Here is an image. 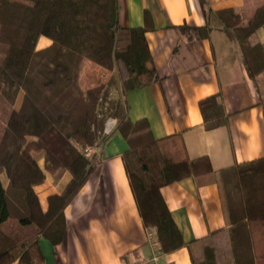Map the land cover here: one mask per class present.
<instances>
[{"label":"trees","instance_id":"1","mask_svg":"<svg viewBox=\"0 0 264 264\" xmlns=\"http://www.w3.org/2000/svg\"><path fill=\"white\" fill-rule=\"evenodd\" d=\"M198 0L204 25L174 26L187 39L208 36L213 20L240 47L241 60L264 111V3L247 24L227 27ZM145 26L123 27L119 0H0V264H43L38 240L58 243L63 216L93 165L82 149L106 141L104 125L127 120L126 94L159 80ZM50 40L35 47L36 40ZM14 47L29 53L20 81L6 69ZM90 61L115 75L83 88L81 69ZM118 83L120 96H109ZM206 128L225 123L215 94L198 102ZM122 160L143 225L154 230L157 249L186 247L191 264H264V156L213 171L207 157L190 159L182 135L154 137L149 128L129 134ZM42 160V166L39 161ZM68 179L41 209L34 186L45 173ZM2 175L6 182L2 181ZM186 177L217 184L227 227L184 241L161 188Z\"/></svg>","mask_w":264,"mask_h":264},{"label":"crops","instance_id":"2","mask_svg":"<svg viewBox=\"0 0 264 264\" xmlns=\"http://www.w3.org/2000/svg\"><path fill=\"white\" fill-rule=\"evenodd\" d=\"M262 3L210 0L208 6L225 26L236 27L247 24ZM119 22L123 27H147L159 80L126 94L123 127L117 128L114 118L106 120V141L90 157L95 160L93 170L63 210L62 239L55 244L44 237L38 240L43 264H191L186 247L161 253L155 235L148 238L122 160L126 138L135 131L149 128L156 138L179 132L188 157H207L213 171L264 156V111L238 43L213 20L208 36L201 39H187L174 28L206 23L198 0H119ZM257 35L264 42V24ZM38 39L42 47L50 43ZM88 67L81 71L83 88L115 75L113 70ZM117 86L111 90L113 97ZM212 94L223 104L226 122L206 128L198 102ZM38 163L43 165L42 160ZM67 179L66 171L57 179L45 173L34 186L43 211L48 196L59 193ZM161 194L184 241L228 225L213 181L198 186L186 177L162 187Z\"/></svg>","mask_w":264,"mask_h":264},{"label":"rangeland","instance_id":"3","mask_svg":"<svg viewBox=\"0 0 264 264\" xmlns=\"http://www.w3.org/2000/svg\"><path fill=\"white\" fill-rule=\"evenodd\" d=\"M43 38V37H41ZM45 38V37H44ZM39 40V39H38ZM36 40V44L35 47H41L42 44L40 43V41ZM29 53L26 50H20L17 47H14L11 51H9L8 55L6 56V60L4 62L6 69L13 75V77L15 78L16 81H20L21 77L23 75V72L26 68V63H27V59H28ZM88 65H91L94 68H102L98 65H95L94 63L90 62V61H84L83 65H82V69L81 71H86V69H88ZM104 69V68H103ZM111 77V76H110ZM109 77V78H110ZM108 78V79H109ZM82 79V76L80 78V80ZM84 82L81 80V84L82 87L84 86L83 84ZM111 90L113 89L110 88ZM110 90L109 96L111 98H118L120 96V91L118 92V95L116 93V97H113L112 91ZM110 119V118H108ZM107 119V120H108ZM4 123L0 120V136H1V132L3 129ZM101 144V141H99V139L95 142V144L93 145H88L89 147H92L93 149H95L96 147H98ZM91 157V156H90ZM92 159V158H90ZM92 163L95 162V160L93 159V161H91ZM2 178H6L4 175H2Z\"/></svg>","mask_w":264,"mask_h":264},{"label":"built area","instance_id":"4","mask_svg":"<svg viewBox=\"0 0 264 264\" xmlns=\"http://www.w3.org/2000/svg\"><path fill=\"white\" fill-rule=\"evenodd\" d=\"M93 150H94V149H93L92 147L86 146L85 148L82 149V152H83L86 156H88V157L90 158V156H91ZM91 161H93V160L91 159ZM147 235H148V238H149L150 240H153V237H154V231H153L152 228H148V229H147Z\"/></svg>","mask_w":264,"mask_h":264}]
</instances>
